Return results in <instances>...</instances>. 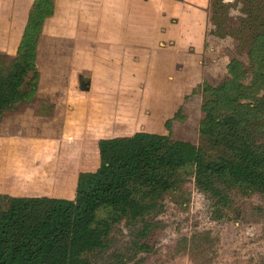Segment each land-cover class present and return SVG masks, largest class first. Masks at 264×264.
<instances>
[{
	"label": "rangeland",
	"instance_id": "374dc122",
	"mask_svg": "<svg viewBox=\"0 0 264 264\" xmlns=\"http://www.w3.org/2000/svg\"><path fill=\"white\" fill-rule=\"evenodd\" d=\"M222 1L225 7L217 0H175L167 17L160 9L153 19L144 10L140 31L154 47H144L135 61L128 53L112 69L101 60L88 67L90 55L99 53L88 51L85 33L77 42L85 51L55 54L56 42L46 41L34 99L0 121V194L74 198L78 173L98 168L102 138L170 133L173 140L206 150L198 133L202 85L217 86L233 59L248 63L247 41L237 32L251 3L263 6L256 18L264 15V0ZM6 32H0L1 47ZM79 76L89 80L87 92L79 90ZM227 191L226 200L213 199L195 186L193 168L180 170L176 187L143 222L114 225L105 248L90 256L91 264H264V196L238 187ZM107 214L101 211L100 219Z\"/></svg>",
	"mask_w": 264,
	"mask_h": 264
},
{
	"label": "trees",
	"instance_id": "16d2710c",
	"mask_svg": "<svg viewBox=\"0 0 264 264\" xmlns=\"http://www.w3.org/2000/svg\"><path fill=\"white\" fill-rule=\"evenodd\" d=\"M262 10L251 3L237 32L247 41L248 63L233 59L217 86L202 85L198 133L206 150L170 133L101 139L98 168L78 175L73 200L0 194L6 205L0 208V264H91L114 225L143 222L187 167L195 186L218 201L232 187L264 196V15L254 16ZM53 12L54 0H33L16 53H0V121L36 95L38 41ZM165 126L169 131V122ZM103 210L108 216L100 219Z\"/></svg>",
	"mask_w": 264,
	"mask_h": 264
},
{
	"label": "crops",
	"instance_id": "0c3cea01",
	"mask_svg": "<svg viewBox=\"0 0 264 264\" xmlns=\"http://www.w3.org/2000/svg\"><path fill=\"white\" fill-rule=\"evenodd\" d=\"M6 1L8 2L7 7L0 4L2 5L0 7V20L3 21V23L0 24V32H12L5 33L6 41L4 45H2L3 47L0 46V53L13 56L16 53L23 35L33 0ZM174 2L175 0H54L53 15L45 20L37 46L36 65L39 71L37 91L40 88L42 79L40 58L46 49V41L54 40L56 42L59 49L53 50L55 54H61V52L68 50L85 51V49L80 48L77 43L80 35L85 33V39H87L90 44V47L87 48L88 51H93L97 53L96 55L99 53V55L102 56V59H99V55L98 57L90 55L91 61L88 67L92 65L94 67L97 63L103 62L105 67L112 69L114 63H116L117 60L126 58L128 53L135 61L137 58L142 59V51L147 50L144 49V47H149V50H152V47H154L153 43L150 45L148 44L149 38H146L144 41V35L146 34H144V31H140V25L143 23V11L146 10L147 17L153 19L158 17L160 9L162 13H168V7ZM162 9L167 12H163ZM205 26L206 17L203 21V35H205ZM10 37L11 39H9ZM59 41H61L62 44H60ZM164 50L170 52L168 49ZM137 53L139 54L137 55ZM149 58L150 57L147 58V61H149ZM99 60L101 61L99 62ZM114 82L116 83V81H113V83ZM80 173H78V175ZM78 175L73 186L74 198ZM22 197L74 199L73 197L47 194L24 195Z\"/></svg>",
	"mask_w": 264,
	"mask_h": 264
},
{
	"label": "water",
	"instance_id": "95a60500",
	"mask_svg": "<svg viewBox=\"0 0 264 264\" xmlns=\"http://www.w3.org/2000/svg\"><path fill=\"white\" fill-rule=\"evenodd\" d=\"M78 87L80 91H88L89 90V80L84 79L82 76L78 77Z\"/></svg>",
	"mask_w": 264,
	"mask_h": 264
}]
</instances>
